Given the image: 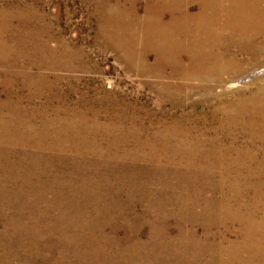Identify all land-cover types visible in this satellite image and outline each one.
I'll return each instance as SVG.
<instances>
[{
	"label": "rangeland",
	"instance_id": "obj_1",
	"mask_svg": "<svg viewBox=\"0 0 264 264\" xmlns=\"http://www.w3.org/2000/svg\"><path fill=\"white\" fill-rule=\"evenodd\" d=\"M213 1L0 0V264H264V0Z\"/></svg>",
	"mask_w": 264,
	"mask_h": 264
},
{
	"label": "bare ground",
	"instance_id": "obj_2",
	"mask_svg": "<svg viewBox=\"0 0 264 264\" xmlns=\"http://www.w3.org/2000/svg\"><path fill=\"white\" fill-rule=\"evenodd\" d=\"M227 1L230 4H238L239 3L238 2L239 0H227ZM248 1L249 0H247V2ZM213 3H214V5H216V0H214ZM246 6H243L242 8L240 7L241 8L240 10L237 7H234L233 10H231L232 9L231 7H230L231 9H226V8L225 9H220V8H216V7H213V6H209L208 8L201 7L200 11L197 12L195 15H189L188 13L179 14V17L177 18V21H175V23H180V22L187 21V20H190V19H196L198 21V23L196 25L199 26V32H203L204 36L207 38V43H205L206 47H205V52H204V56H203L202 62L206 63L207 66H214V65H218L217 62H218V59L220 58V56H222L223 53H227L228 52V51H225V48H227V47L231 48V47L238 46L239 49H242V46H240L241 43L239 42V38L241 39V38H245V37L249 36V37H251L252 45L254 44L253 40H254L255 37H257L256 36L257 33L252 31L253 27L255 26L254 25L255 21L252 19L254 21V24H252L250 21H246L247 20L246 17H243L245 12H243L242 9L244 7H246ZM259 7H261V6H259ZM235 8H237V9H235ZM248 8L249 7H247V9ZM250 8H252V6ZM258 10H260V9H258ZM245 14H247V12ZM250 18H253V17H250ZM162 22H161V24H162ZM162 27H163V25H162ZM166 34L167 33H165V32L164 33H162V32L160 33L159 32V36H160L161 40L166 39V36H165ZM195 43H196V41H193V44H195ZM215 47L218 48V50L216 52H214ZM222 49H224V51ZM226 68H228V67H226ZM260 115H261L260 119L263 122V120H264V111H262ZM258 125H259V123H258Z\"/></svg>",
	"mask_w": 264,
	"mask_h": 264
}]
</instances>
